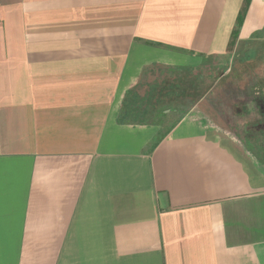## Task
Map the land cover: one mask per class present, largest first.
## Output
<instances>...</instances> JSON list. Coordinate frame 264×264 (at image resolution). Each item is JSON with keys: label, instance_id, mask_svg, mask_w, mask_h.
<instances>
[{"label": "crops", "instance_id": "obj_1", "mask_svg": "<svg viewBox=\"0 0 264 264\" xmlns=\"http://www.w3.org/2000/svg\"><path fill=\"white\" fill-rule=\"evenodd\" d=\"M245 1L0 0V264H264L243 137L195 106L120 120L147 69L233 53ZM263 28L250 0L238 38Z\"/></svg>", "mask_w": 264, "mask_h": 264}, {"label": "rangeland", "instance_id": "obj_2", "mask_svg": "<svg viewBox=\"0 0 264 264\" xmlns=\"http://www.w3.org/2000/svg\"><path fill=\"white\" fill-rule=\"evenodd\" d=\"M240 29L235 23L233 53L207 60L206 68L147 69L131 97L135 119L152 117L166 131L194 106L200 107L236 130L264 163V28L246 40H239Z\"/></svg>", "mask_w": 264, "mask_h": 264}, {"label": "trees", "instance_id": "obj_3", "mask_svg": "<svg viewBox=\"0 0 264 264\" xmlns=\"http://www.w3.org/2000/svg\"><path fill=\"white\" fill-rule=\"evenodd\" d=\"M249 3H250V0H246L245 1V5L243 6V8L241 9V11H240V13L238 15V18H237V21H236V25L238 26L239 29L244 23V19H245L246 13H247V9H248ZM237 31H239V30H237ZM235 33H236V30H235ZM232 43H233V39L231 40L230 45H232ZM255 58H257V57L255 56ZM249 59H252V57L251 58H247L246 60H249ZM135 91L137 92V90H134V91L131 92L130 97L133 98L135 96V93H136ZM160 102H163V101L159 100V103ZM132 107H133V105H131V106L129 105L128 106L127 104H125L124 109H123V111L120 114V120H122V121H126V120L130 121L131 120V121L141 122V123L142 122H148V123L157 122L152 117H149V118L146 119L145 115H139L140 119L143 118L142 120L135 119L134 109Z\"/></svg>", "mask_w": 264, "mask_h": 264}]
</instances>
